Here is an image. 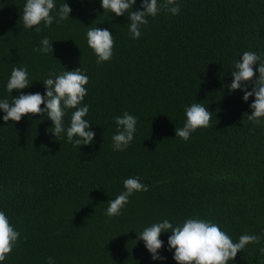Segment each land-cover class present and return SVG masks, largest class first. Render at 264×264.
I'll return each mask as SVG.
<instances>
[{
    "label": "trees",
    "instance_id": "trees-1",
    "mask_svg": "<svg viewBox=\"0 0 264 264\" xmlns=\"http://www.w3.org/2000/svg\"><path fill=\"white\" fill-rule=\"evenodd\" d=\"M67 2L72 17L36 32L22 26L26 0H0V98L11 100L5 85L14 67L27 66L32 80L80 67L89 76L86 118L97 134L79 148L54 137L52 121L39 114L5 122L0 110V210L21 233L4 264H48V257L55 264H178L167 250L170 232L161 234L167 260L153 261L136 231L189 217L211 219L234 242L256 235L229 264H264V122L247 119L255 97L244 102L241 90L227 92L243 52L264 61V0H178L180 13L149 17L139 39L127 17L104 12L100 0ZM96 26L114 34L113 58L103 64L87 45ZM44 36L53 41L48 54L34 51ZM23 91L45 88L33 81ZM192 103L208 106L212 118L184 141L175 130ZM124 112L138 117V130L125 151H114V118ZM137 175L148 190L107 217L124 179Z\"/></svg>",
    "mask_w": 264,
    "mask_h": 264
},
{
    "label": "clouds",
    "instance_id": "clouds-1",
    "mask_svg": "<svg viewBox=\"0 0 264 264\" xmlns=\"http://www.w3.org/2000/svg\"><path fill=\"white\" fill-rule=\"evenodd\" d=\"M100 4L104 12L127 17L128 32L132 39L142 36V27L149 23V17L155 18L165 11L175 16L181 11L178 0H140L138 8L137 0H100ZM71 12L72 8L67 0L59 7L57 0H26L22 26L29 30L35 28L36 32H40L43 27H51L54 22L68 20L72 17ZM86 38L88 47L96 56L97 64L113 58L115 40L109 28L89 27ZM53 50V41L47 36L42 37L34 49L41 54H48ZM231 76L233 79L227 85L228 94L241 90L244 102L255 97L249 104L251 112L247 119L255 124L264 122V61L261 56L255 51L243 52L234 63ZM33 81H42L45 91L24 92ZM88 83L89 76L80 67L75 70L64 69L59 74L51 73L41 80H32L27 66L14 67L5 85L6 91L11 94V100L0 98V110L4 113L2 119L5 122H18L25 115L32 118L39 114L40 119L52 121L49 132L54 137L66 136L69 143L79 148L92 145L97 134L93 130V122L86 118L90 111V105L84 103ZM13 90H18L19 94L12 95ZM70 110H73L70 123L66 125L65 116ZM211 118L212 112L208 106L202 103L186 105L185 122L183 127L176 128L175 136L187 141L197 129L209 127ZM114 120L116 132L111 137L112 148L114 151H125L135 139L138 117L124 112ZM123 184L124 190L110 199L105 209V215L109 218L120 216L132 195L148 190V186L138 175L125 178ZM136 232L137 241L144 242L153 261L167 260L161 254L165 247L161 234L170 232L167 250L173 252V259L178 264H229L235 260L238 251L258 240L256 235L245 233L234 242L219 224L211 219L198 217H189L177 224L165 218ZM20 235L7 213L0 210V264H4ZM48 264H55V259L48 257Z\"/></svg>",
    "mask_w": 264,
    "mask_h": 264
}]
</instances>
